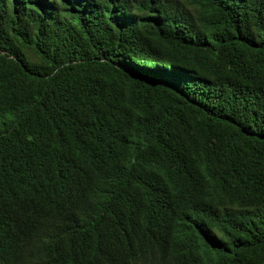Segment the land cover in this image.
Returning <instances> with one entry per match:
<instances>
[{
  "label": "trees",
  "instance_id": "trees-1",
  "mask_svg": "<svg viewBox=\"0 0 264 264\" xmlns=\"http://www.w3.org/2000/svg\"><path fill=\"white\" fill-rule=\"evenodd\" d=\"M264 264V0H0V258Z\"/></svg>",
  "mask_w": 264,
  "mask_h": 264
},
{
  "label": "clouds",
  "instance_id": "clouds-1",
  "mask_svg": "<svg viewBox=\"0 0 264 264\" xmlns=\"http://www.w3.org/2000/svg\"><path fill=\"white\" fill-rule=\"evenodd\" d=\"M0 264H12V262L6 259L5 257H3L0 258Z\"/></svg>",
  "mask_w": 264,
  "mask_h": 264
}]
</instances>
